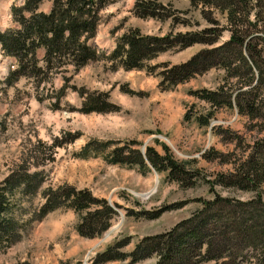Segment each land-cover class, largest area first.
Returning a JSON list of instances; mask_svg holds the SVG:
<instances>
[{"label": "rangeland", "instance_id": "374dc122", "mask_svg": "<svg viewBox=\"0 0 264 264\" xmlns=\"http://www.w3.org/2000/svg\"><path fill=\"white\" fill-rule=\"evenodd\" d=\"M138 1L143 0H109L99 12L96 37L90 44L109 53L119 37L132 28L159 36L210 28L221 33L217 44L231 38L226 13L217 5L156 0L166 7L167 17L159 19L138 15ZM23 2L0 0L1 27H18L12 7ZM52 4L53 0H43L40 10L48 12ZM255 18L252 11L250 19ZM253 44L258 49L264 47L262 40ZM207 47L203 43L183 47L175 42L147 61L145 68L129 70L113 69L105 55L81 67L66 57L62 60L65 64H55L50 73L22 75L12 86L5 81L17 64L0 55V185L25 161L30 172L43 171L44 178L36 194L22 196L23 204H32L26 214L31 215L43 201V189L62 183L90 190L117 211L103 234L84 237L77 231L80 217L74 210H53L28 224L19 241L0 249V264H93L97 253L111 244L129 239L123 248L129 252L141 238L170 230L215 197L230 198V205L225 204L230 209L223 212V205L217 204L211 211L222 217L215 220L217 226L230 223V244L223 249L222 258L201 264H264V232L251 239L255 229H249V240L242 241L232 221L237 216L249 219V223L255 219L264 226V179L260 175L258 186H252L243 178L252 171V155L263 165L259 174L264 173V92H259L256 114L252 115L240 112L234 97L231 104L214 107L192 93L215 91L226 84L228 75L223 68L211 67L177 84L162 83L163 69L184 63ZM42 53L40 50V58ZM105 93L107 102H102ZM96 107L109 110L89 112ZM210 111L214 114L208 125L197 120ZM115 141H136L134 147L142 151L153 147L160 154L166 153L163 145H167L176 160L199 172L196 184L182 186L169 180L166 172L152 168L143 173L136 166L108 163L104 154L94 153L102 142L111 150ZM90 142L93 148L89 156L79 155ZM52 144L56 145L54 160L42 153ZM252 199L261 201L257 208L246 204ZM130 211L159 216L148 218ZM214 238L215 248L220 247L223 236L215 232ZM156 260L154 256L136 263L119 259L106 264H154Z\"/></svg>", "mask_w": 264, "mask_h": 264}, {"label": "trees", "instance_id": "16d2710c", "mask_svg": "<svg viewBox=\"0 0 264 264\" xmlns=\"http://www.w3.org/2000/svg\"><path fill=\"white\" fill-rule=\"evenodd\" d=\"M108 1L53 0L51 10L48 12L40 10L43 0H26L23 5L14 6L13 18L19 27L0 30V43L4 52L16 57L18 63L17 68L10 72L7 84L13 85L22 75L50 73L55 64L58 66L65 64L62 60L66 57L81 67L105 55L104 57L112 62L113 69L120 67L128 70L143 69L147 61L173 46L175 42H180L183 47L203 43L210 47L200 50L184 63L163 69L160 72L162 83L177 84L211 67H220L227 72L226 84L215 91L192 93L212 103L214 107L222 103L231 104L230 98L234 97L240 112L256 114L258 94L260 95V91L264 92V47L258 49L253 42L262 40L264 43V0H191L196 6L200 3L217 5L226 13L231 38L221 44H217L221 33L216 29L205 28L159 36L143 34L139 28H132L119 37L116 47L110 53H106L93 47L90 40L96 36L100 22L99 12ZM165 9L166 7L156 0H143L136 4V12L140 16L164 19L167 17ZM252 11L256 15L253 20L250 19ZM242 16L245 17L243 21ZM246 20L247 25L244 23ZM209 34L211 35L207 36ZM41 48L45 50L42 58L39 57ZM40 60L43 61L42 65ZM156 67L155 65L152 68ZM234 78L238 80L230 82ZM64 89L63 87L62 90ZM230 89L233 90L232 93ZM105 96L102 102L107 100L108 94L105 93ZM96 102L99 104V99H96ZM94 110L109 109L96 107L89 112ZM213 114V111H210L204 119L197 120L208 125ZM135 142L123 144L115 141L116 145L111 150L108 149L107 142H102L94 149V153L104 154L108 163L136 166L143 173L152 168L166 172L169 180L176 181L182 186L196 184L195 179L198 178L199 172L189 168L185 162L176 160L167 145H163L166 153L160 154L153 147H147L142 151L132 145ZM55 146L52 144L43 148L42 153L54 160ZM92 148L93 143L86 144L79 155L88 157ZM253 158L254 155L250 159L252 171H248L243 178H246L248 184L258 186L259 180L264 179V173L259 174L263 165ZM30 168L22 161L0 185V249H6L19 241L27 225L32 221L41 220L49 212L59 208L74 210L79 215L80 221L76 228L84 237L99 236L112 225L117 211L105 198L96 197L90 190L79 189L68 183L43 189L41 191L43 201L35 207L31 215L26 214L32 204H23L22 196L36 194L44 180L41 178L43 171L32 173ZM259 203L261 201L252 199L246 204L257 208ZM217 204L223 205L224 212L230 209L225 205H230V198L215 197L214 200L205 201L198 213L181 220L170 230L141 238L129 252L123 248L130 240H119L98 252L93 264H106L119 259H129L131 263H136L154 256L157 257L154 264H201L210 260L217 261L222 258L223 249L226 250L230 244V223L223 224V227L217 226L216 221L222 217L211 213ZM129 214L144 215L148 218L159 216V213L153 214L148 211H130ZM248 220L237 216L232 220L238 228L237 234L245 242L249 240L247 239L249 229H255L249 236L251 239L260 238L259 235L264 232V226L258 221L250 219L253 223H249ZM257 228L260 229L256 230ZM215 232H220L223 236L218 248L214 245Z\"/></svg>", "mask_w": 264, "mask_h": 264}, {"label": "bare ground", "instance_id": "6f19581e", "mask_svg": "<svg viewBox=\"0 0 264 264\" xmlns=\"http://www.w3.org/2000/svg\"><path fill=\"white\" fill-rule=\"evenodd\" d=\"M5 79V78H4Z\"/></svg>", "mask_w": 264, "mask_h": 264}]
</instances>
